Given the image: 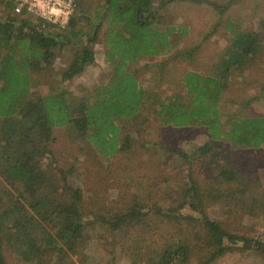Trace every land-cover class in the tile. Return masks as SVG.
Listing matches in <instances>:
<instances>
[{"label": "trees", "instance_id": "obj_1", "mask_svg": "<svg viewBox=\"0 0 264 264\" xmlns=\"http://www.w3.org/2000/svg\"><path fill=\"white\" fill-rule=\"evenodd\" d=\"M0 2L9 11L8 16L0 14V176L18 185V196H9L6 203L0 197V264H7L5 244L26 264H81L86 259L79 241L96 221L106 222L114 237L130 229L135 231L129 251L132 264H191L193 259L194 264H212L234 251H253L264 259V241L231 232L205 212L207 196L230 203L232 210H254L259 205L255 199L252 207L242 201L246 199L244 175L227 161L216 171L210 168V183L204 182L202 188L195 173L189 171L185 189L168 203L132 200L102 214L87 210L79 186L59 189L57 177L47 174L40 165L44 159L56 165L48 147L55 128L73 129L75 137L87 139L102 155L112 154L116 147L123 151L125 144L117 146L115 121L136 126L145 99H159L158 118L166 116L167 123L198 125L207 130L209 140L194 153L178 151L191 163L194 157L208 156L217 141L236 148H260L264 143V116L238 115L250 99L239 102L236 113H226L224 93L236 72L264 64L261 31L231 27L229 44L212 70L206 74L187 70L181 75L185 94L145 96L129 64L142 56L170 51L177 44L171 37L177 27L155 26L162 14L154 0H98L92 13L89 0H74L73 13L63 29L39 17H15L10 13L11 4ZM87 12L90 16L85 17ZM84 21L90 23V29L83 28ZM105 21V54L113 68L108 83L95 89L94 101L88 103L90 95L72 100L67 89L53 88L48 94L34 95L32 78L48 71L56 51H66L71 45L78 49L71 55L62 80L82 74L94 62L92 44ZM224 124L227 129H222ZM111 134L113 137H108ZM261 205L264 207V203ZM154 216L190 219L189 223L197 227L166 239L154 250L144 235Z\"/></svg>", "mask_w": 264, "mask_h": 264}, {"label": "rangeland", "instance_id": "obj_2", "mask_svg": "<svg viewBox=\"0 0 264 264\" xmlns=\"http://www.w3.org/2000/svg\"><path fill=\"white\" fill-rule=\"evenodd\" d=\"M97 1L89 0L91 13ZM154 3L160 5L162 14L155 26L177 27L176 32H171L172 41L177 44L170 51L142 56L129 64L130 72L145 96H170L177 92L185 94L181 75L187 70L200 74L212 70L221 52L226 50L231 27L234 26L242 30L261 31L260 50L264 58V0H154ZM8 13L0 2V14L8 16ZM85 15L88 17L90 13ZM82 26L86 30L91 28L90 23L85 21ZM107 26L105 21L98 40L92 44L95 60L86 66L82 74L62 80L71 55L78 50L75 45L68 46L66 51H56V58L47 72L38 73L32 78V82L35 81L33 94H48L53 88L55 91L67 89L72 100H81L90 95L88 103L93 102L95 89L108 83L113 68L105 54L104 31ZM183 51L185 54H179ZM263 85L264 64L236 72L224 93V100L227 101L224 111L236 113L240 107L238 103L250 99L243 113L238 112V115L264 116ZM158 100L145 99L146 105L141 108L134 127L127 122L115 121L117 146L125 144L123 151L116 150V147L112 154L102 155L87 139L75 137L73 129L55 128L54 139L48 143V147L53 151L56 165L53 167L46 159L40 165L47 174L57 177L59 189L79 186L87 210L102 214L130 204L132 200L144 204L168 203L185 189L189 171L195 173L202 188L204 182L210 183L209 177L217 166L227 161L244 175L246 199L242 201L252 207L255 199L259 205H255L258 207L254 210H232L234 206L230 203L214 201L204 192L208 197L205 212L231 232L264 241V207L261 205L264 203V143L260 148H236L229 142L217 141L215 149L206 154L208 156L202 154L194 157L191 163L182 158L178 151L194 153L209 140L207 130L198 125L173 126L165 121L166 116L158 118ZM227 128V124L222 126V129ZM51 193H54L52 189ZM9 196H18V185L0 176V197L6 203ZM236 196L240 197V194ZM191 213L197 214L195 211ZM189 220H176L170 216L150 219L144 235L151 249L160 247L166 239L196 228L197 225L189 223ZM134 234L135 231L130 229L126 234L121 232L114 237L106 222L96 221L87 227L79 241L86 259L81 264H132L129 251L132 250L130 243ZM4 249L7 264H26L6 244ZM195 262L193 259L190 263ZM212 264H264V259L253 251H234Z\"/></svg>", "mask_w": 264, "mask_h": 264}, {"label": "built area", "instance_id": "obj_3", "mask_svg": "<svg viewBox=\"0 0 264 264\" xmlns=\"http://www.w3.org/2000/svg\"><path fill=\"white\" fill-rule=\"evenodd\" d=\"M11 4L10 13L18 18H41L65 28L73 13L74 0H3Z\"/></svg>", "mask_w": 264, "mask_h": 264}]
</instances>
